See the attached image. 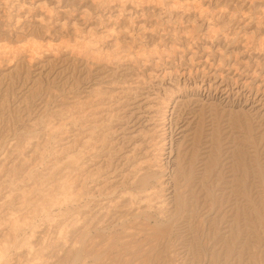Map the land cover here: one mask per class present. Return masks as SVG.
<instances>
[{"label": "rangeland", "instance_id": "rangeland-1", "mask_svg": "<svg viewBox=\"0 0 264 264\" xmlns=\"http://www.w3.org/2000/svg\"><path fill=\"white\" fill-rule=\"evenodd\" d=\"M0 264H264V0H0Z\"/></svg>", "mask_w": 264, "mask_h": 264}, {"label": "bare ground", "instance_id": "bare-ground-1", "mask_svg": "<svg viewBox=\"0 0 264 264\" xmlns=\"http://www.w3.org/2000/svg\"><path fill=\"white\" fill-rule=\"evenodd\" d=\"M140 178V177H139ZM138 178V180H139V182L137 181L136 182V184H137V186H136V188H138V190H139V192H140V194H142V193H144V192H146V191H148L149 189V183H148V177H146V176H143L142 178H140L139 179ZM141 186V187H139V185ZM80 197H83V193H80Z\"/></svg>", "mask_w": 264, "mask_h": 264}]
</instances>
